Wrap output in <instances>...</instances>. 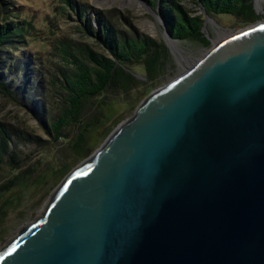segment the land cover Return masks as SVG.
<instances>
[{
	"label": "water",
	"instance_id": "obj_1",
	"mask_svg": "<svg viewBox=\"0 0 264 264\" xmlns=\"http://www.w3.org/2000/svg\"><path fill=\"white\" fill-rule=\"evenodd\" d=\"M0 264H264V20L152 90Z\"/></svg>",
	"mask_w": 264,
	"mask_h": 264
},
{
	"label": "trees",
	"instance_id": "obj_2",
	"mask_svg": "<svg viewBox=\"0 0 264 264\" xmlns=\"http://www.w3.org/2000/svg\"><path fill=\"white\" fill-rule=\"evenodd\" d=\"M10 1L0 0V92L15 105L29 111L46 139L31 130L26 131L27 128L0 120V175L3 178L0 181V235L6 221L24 205V202H12L10 190L26 193L30 186L37 185L42 189L50 183H59L79 161L91 133L105 129L103 136H106L123 119L119 113L109 117L117 108L135 109L152 91L153 81L166 57L159 42L129 25L127 29H119L111 12L97 13L99 25L91 36L103 47V54L87 43L60 39L53 49L59 65L56 77L51 78L49 72L43 71L47 76L45 88L41 78L36 81L33 76L36 54L19 51L32 24L18 20L12 8H8ZM144 1L154 10L158 7L173 39L183 41L202 36V16L191 15L179 0ZM199 2L210 17L231 16L241 25L258 20L251 0ZM59 3L56 8L61 13L67 10L69 18L73 14L82 23L81 28H76L78 33L90 35L94 32L90 18H86L89 9L77 0H59ZM44 22L48 24L46 20ZM200 40L209 44L204 38ZM14 52L18 54L14 55ZM22 71L25 74L20 80ZM10 75V80L5 82V77ZM138 75H142L144 81L138 79ZM56 101L57 106L50 108ZM18 144L37 147L38 158L31 161L29 156L20 157Z\"/></svg>",
	"mask_w": 264,
	"mask_h": 264
},
{
	"label": "rangeland",
	"instance_id": "obj_3",
	"mask_svg": "<svg viewBox=\"0 0 264 264\" xmlns=\"http://www.w3.org/2000/svg\"><path fill=\"white\" fill-rule=\"evenodd\" d=\"M77 2L89 9L86 18H90L91 25L94 28L92 29L94 32L90 35L78 33L76 28H81L82 23L78 22L73 14H70L69 18L67 16V10L63 12L64 14L61 13V10L56 8V6L60 4L59 0H11L8 6V8H12V11L18 16V20L24 19L32 24V29H30L29 34H26L28 36L24 37V41L22 40L23 44L19 47V51L36 54L37 59L34 61L32 69L33 76H36V81L41 78V84L45 88L47 87V76L43 71L49 72V77L51 76V78L56 77L55 74L59 65L57 62L58 57L54 55L53 49L58 46L57 44L60 39L72 40L76 43H87L97 53L103 54V47H101L97 43L95 37H93L96 31L95 29L99 25L95 16L97 13L106 15L111 12L110 14L114 16L113 21L116 22V27L119 29H127L129 25L132 29H137L141 34L154 39L164 47L166 53L164 65L153 81L152 90L166 84L182 73V71L198 60L213 43L247 26L239 24L231 16H214L210 17V20L206 22H204L203 17L202 36L200 39H206L209 44L206 45L197 38L183 41L176 40L174 43L178 48L177 50L167 47L164 44L163 35L165 31L163 25L144 7L141 0H77ZM251 3H253L255 14L258 16L257 21L264 20V0L260 2V7H257L255 0H251ZM179 4L191 15L202 14V10L192 0H179ZM107 18L110 17L108 16ZM45 20L48 24L44 22ZM84 22L85 21H83V23ZM9 52L12 53L11 50H9ZM13 54L16 55L18 53L14 52ZM138 71L142 73L140 69ZM23 74H25V72L22 71L20 80H22ZM11 77V75L5 77V82H8ZM138 77H140L138 79L141 81L145 79L142 75H138ZM18 82L19 79L16 84ZM56 103L57 101L52 103L50 108H55V106H57ZM46 110L49 109L46 108ZM28 112L29 111L24 110L20 106L15 105L12 100L0 92V120L13 126H20L24 129L27 128L25 129L26 131L31 130L35 135H38L42 139H46L43 132L39 130L36 120ZM133 112L134 109L124 111L122 108H117V111L109 117H115L118 113L122 114L121 116H123V119L121 122H123L131 117ZM117 125L111 128L106 136H103V131L105 129L91 133L86 145H84V153L79 158L76 165L91 156ZM17 148L20 150V157L29 156L31 161L38 158L36 151L37 147L31 144H18ZM2 179L0 175V181ZM57 185L58 183H50L46 188L42 189L37 185L30 186L26 193H17L14 192V189L10 190L9 193H11L14 198L12 202H24V205L6 221L3 232L0 235V248L8 240L13 238L20 228L29 224L40 215Z\"/></svg>",
	"mask_w": 264,
	"mask_h": 264
},
{
	"label": "bare ground",
	"instance_id": "obj_4",
	"mask_svg": "<svg viewBox=\"0 0 264 264\" xmlns=\"http://www.w3.org/2000/svg\"><path fill=\"white\" fill-rule=\"evenodd\" d=\"M262 0H255V2L257 3V7H260V2H261ZM227 37V36H226ZM225 38V37H224ZM224 38H222V39H224ZM219 41V40H218ZM217 42V41H216ZM168 43H169V45H170V47L171 48H173V49H177L178 50V48H177V46H176V44L174 43V42H170V41H168Z\"/></svg>",
	"mask_w": 264,
	"mask_h": 264
}]
</instances>
